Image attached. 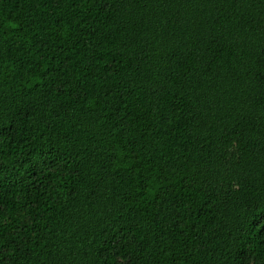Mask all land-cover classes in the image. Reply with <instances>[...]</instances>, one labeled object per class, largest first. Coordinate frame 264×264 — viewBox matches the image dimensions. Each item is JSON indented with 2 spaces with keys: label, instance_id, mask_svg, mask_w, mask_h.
<instances>
[{
  "label": "trees",
  "instance_id": "1",
  "mask_svg": "<svg viewBox=\"0 0 264 264\" xmlns=\"http://www.w3.org/2000/svg\"><path fill=\"white\" fill-rule=\"evenodd\" d=\"M0 264H264V0H0Z\"/></svg>",
  "mask_w": 264,
  "mask_h": 264
}]
</instances>
